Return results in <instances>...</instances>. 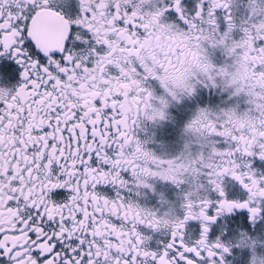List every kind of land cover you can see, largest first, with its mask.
<instances>
[{"label":"snow or ice","instance_id":"snow-or-ice-1","mask_svg":"<svg viewBox=\"0 0 264 264\" xmlns=\"http://www.w3.org/2000/svg\"><path fill=\"white\" fill-rule=\"evenodd\" d=\"M0 264H264V0H0Z\"/></svg>","mask_w":264,"mask_h":264}]
</instances>
